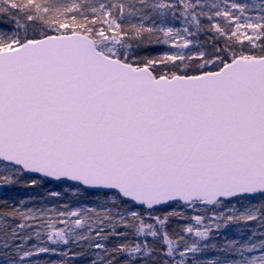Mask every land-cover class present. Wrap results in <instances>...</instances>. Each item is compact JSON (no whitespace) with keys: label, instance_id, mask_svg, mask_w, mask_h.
Masks as SVG:
<instances>
[{"label":"snow or ice","instance_id":"snow-or-ice-1","mask_svg":"<svg viewBox=\"0 0 264 264\" xmlns=\"http://www.w3.org/2000/svg\"><path fill=\"white\" fill-rule=\"evenodd\" d=\"M0 264H264V0H0Z\"/></svg>","mask_w":264,"mask_h":264}]
</instances>
